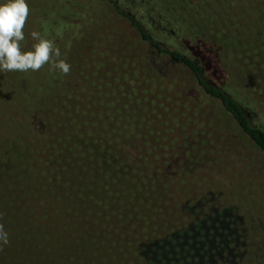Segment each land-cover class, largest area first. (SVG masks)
<instances>
[{"label": "trees", "instance_id": "16d2710c", "mask_svg": "<svg viewBox=\"0 0 264 264\" xmlns=\"http://www.w3.org/2000/svg\"><path fill=\"white\" fill-rule=\"evenodd\" d=\"M89 1L27 0L29 15L23 29L25 39L21 42V45L32 50L37 43L31 37L33 31L39 32L42 38L54 41L61 55L52 59L66 61L77 73L71 82L79 93L76 97L78 101L44 98L51 97L56 90H60L65 79L64 74L54 70L50 63L45 64L39 71L25 72L22 87L10 85L0 75V83L7 97H12L18 103L17 110H13L8 119L4 115L1 116L4 120L3 127L12 123L17 131L15 135L10 136V142H2L0 146V227L8 234V242L0 244V264H58L62 254L64 253L65 256L68 246L72 244L74 236L79 231V226H70L69 220L65 224L62 223L63 220L55 214L58 205L64 207L68 203L75 206L85 204L107 213L108 217H115L122 222L120 226L127 231L125 239L119 243L127 242L128 239H139L140 235L133 229L150 231L153 236L157 235L158 237L149 240L146 245H142L140 243L142 241L138 240L142 245V255L150 264H166L164 258L157 252L161 251L162 247L168 246V238L175 235L177 228L181 229L179 226L186 224L187 218L196 214L205 216L195 206H189L185 214L181 211L183 205L179 209L170 201L175 211L169 218L164 214L162 204L152 205L151 210H146L145 208L150 207L151 203L148 201L145 203L143 196L137 201L131 199L134 205L127 203L123 198L117 201L111 193L104 191L105 186L97 174L90 178L84 174V171L96 173L117 164L118 167L119 164L125 165L123 159H133L134 154L154 152L158 155L156 162L160 166L165 164L172 175H177L172 169V164L174 161H180L183 156L160 151L159 145L155 144L154 149L150 148L153 139L157 138L150 130H144L141 136L126 131L107 134L105 137L100 131V122H93L90 128L89 118H93L90 110H94L95 101L83 98L88 91V85H92V81H95L117 86L98 62L113 47L111 37L102 28L101 16L107 17L104 14L107 11L95 0H92L94 3L92 8L90 5L92 2ZM106 1L113 6L114 11H118L120 16L138 30L155 57L163 58L167 65H179L188 70L202 94L219 102L222 110L264 159V93L262 98H250L248 102H243L235 97L233 88L223 86L224 82L218 84L210 81V75L216 77L219 71L210 51L214 43L203 39L201 32L193 36L189 29L190 22L175 20L178 14L188 21L203 20L206 17L208 23L212 22V17L215 20L229 18L233 20L239 17L258 23L261 33L264 34V4L251 0ZM234 26L237 27L235 24ZM221 30L225 31L226 28L223 27ZM232 38V41L226 42L232 47L227 53L240 50L233 49L236 45L250 51L248 47L252 46V43L248 40L242 45L240 36H232ZM252 51L255 54L256 50ZM205 60L211 74L203 67ZM233 60L235 61V58L232 56L230 61ZM254 80L259 94L264 91V73L259 77L256 74ZM117 90L122 98L116 100L125 108L147 106L131 102L119 88ZM2 100L3 98L0 97V110L5 108ZM150 105L188 124L181 115L172 114L165 106L154 103ZM4 111L1 114H4ZM51 124L52 128L49 126ZM84 124L87 128H81ZM0 133L3 137L7 135L1 130ZM53 135L57 136L56 141L52 142L53 163L43 162L35 155L34 146L45 144L46 140L54 137ZM220 137L231 142V139L225 135ZM217 141L216 136L209 134L208 153L213 156L215 153L212 143L215 144ZM138 142L147 148L136 152ZM72 160H75V164L71 162ZM83 162H86L88 167H83ZM121 167L125 168V166ZM213 169L219 181L223 182L220 178L222 174L215 166ZM73 171L78 179L71 177ZM239 176L240 173L237 171L233 188H240L238 184L243 186L245 180ZM175 178L179 180V175ZM179 183L181 187L180 180ZM180 194L188 204L182 190ZM222 204L221 202L220 209L206 214L211 213L214 216L219 214L223 219H234L238 222L237 209ZM91 233L93 234L90 232L86 236H90ZM228 237L232 243V250L224 257L218 253L216 258L208 260V264H235L233 253L246 257L250 264H264V258L254 259L240 252L244 241L250 240H244L236 229L229 231ZM91 241L95 247H98L92 237ZM114 244L107 243V247L103 248L104 259L113 261L118 257L117 246Z\"/></svg>", "mask_w": 264, "mask_h": 264}, {"label": "rangeland", "instance_id": "374dc122", "mask_svg": "<svg viewBox=\"0 0 264 264\" xmlns=\"http://www.w3.org/2000/svg\"><path fill=\"white\" fill-rule=\"evenodd\" d=\"M95 1L107 11L104 12L107 17L101 16L102 28L111 37L113 46L98 62L126 98L135 104L147 106L127 109L116 100L122 98L117 87L112 83L92 81L93 86L88 85V91L83 96L95 101L94 110H90L93 113V118H89L90 128L93 122H100V131L105 137L107 134L126 131L141 136L144 130L152 131L158 140L153 139L150 148L154 149L155 144L159 145L160 151L170 155H183L180 161L176 160L172 164L174 173L179 175L182 182V188L178 178H175L177 175H172L165 164L160 166L156 162L158 155L154 152L134 154L133 159H123L125 165L119 164L118 167L117 164L96 173L84 171V174L87 178L97 174L105 186L104 191L111 193L117 201L123 198L134 205L131 199L137 201L143 196L145 203H151L146 210H151L152 205L162 204L161 208L169 218L175 211L171 202L179 209L183 205L181 211L185 214L189 206H195L200 213L205 214L187 218L186 224L179 226L181 229L177 228L175 235L168 238V246L157 252L166 264H208V260L216 258L218 253L226 256L232 250L229 231L234 229L244 240H250L242 244V254H248L254 259L264 258V159L261 153L238 130L219 102L202 94L188 70L179 65H167L163 58L155 57L138 30L120 16L118 11H114L111 4L106 0ZM251 1L264 4V0ZM93 4L90 3L92 8ZM175 20L190 22L189 29L193 36L201 32L203 39L214 43L210 51L219 69L216 77L211 74L207 61L203 63V67L211 74L210 81L218 84L224 82L223 86L233 88L235 97L243 102H248L250 98H262L264 91L257 93L254 80L256 74L259 77L264 73V34L261 33L258 23L239 17L233 20H215L212 17L211 23L207 22L206 17L203 20L188 21L181 14ZM223 27L226 28L225 31L221 30ZM237 35L241 37L242 45H245V40L252 43L248 47L250 51L236 45L233 49L240 50L227 53L232 47L226 42L232 41V36ZM21 46L23 51L30 50L24 45ZM253 49L256 50L255 54ZM232 56L235 61H230ZM76 74L70 68L69 73L63 75L65 79L62 81V88L56 90L51 97L44 98L78 101L76 97L79 93L71 82ZM0 75L10 85L24 86L25 72H0ZM0 97L3 98L2 105L5 107L4 114L0 110V130L7 133L5 137L0 133L1 146L2 142H10V136L17 131L12 123L3 127L4 120L1 116L8 119L10 113L17 110L18 103L12 97H7L1 83ZM150 103L165 106L172 114L181 115L188 124L172 118L166 111L151 106ZM49 126L52 128V124ZM81 128H87L86 124ZM209 134L216 136L218 140L215 144L212 143L215 156L208 153ZM221 135L229 137L231 142L220 137ZM53 136L45 144L34 146L35 155L43 162L53 163L52 142L57 138ZM145 148V145L138 142L136 152ZM71 162L75 164V160ZM82 166L88 167V164L83 162ZM213 166L222 174L220 178L223 182L215 175ZM237 171L245 182L243 186L238 184L240 188L236 189L233 185ZM72 174V178L78 179L74 171ZM181 190L188 204L181 197ZM177 198L181 200L177 201ZM221 202L222 205L227 204L237 209L238 222L234 219H223L219 214H206L220 209ZM55 214L63 220V224L69 220L70 226H79L77 235L68 246L65 256L62 254L58 264H150L141 250L142 245L158 237L150 234V231L133 229L140 235L139 239H128L127 242L119 243L125 239L127 231L120 226L122 222L115 217H108L101 210L85 204L75 206L68 203L64 207L58 205ZM90 232L93 234L86 236ZM91 237L98 247L94 246ZM138 240L142 241V245ZM107 243H115L117 246L118 257L113 261L104 259L102 255L105 254L103 248L107 247ZM233 254L235 264H250L246 257Z\"/></svg>", "mask_w": 264, "mask_h": 264}, {"label": "clouds", "instance_id": "9594fccd", "mask_svg": "<svg viewBox=\"0 0 264 264\" xmlns=\"http://www.w3.org/2000/svg\"><path fill=\"white\" fill-rule=\"evenodd\" d=\"M28 15L27 0H0V72L39 71L50 63L54 70L67 75L71 66L64 60L52 59L61 55L60 50L39 32H31L32 39L37 41L32 50H22ZM7 242L8 234L0 227V244Z\"/></svg>", "mask_w": 264, "mask_h": 264}]
</instances>
